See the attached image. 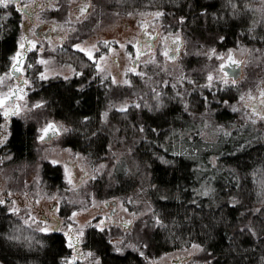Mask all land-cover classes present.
Instances as JSON below:
<instances>
[{"label":"trees","instance_id":"1","mask_svg":"<svg viewBox=\"0 0 264 264\" xmlns=\"http://www.w3.org/2000/svg\"><path fill=\"white\" fill-rule=\"evenodd\" d=\"M67 4L60 1L61 11ZM111 12L160 13L163 32H180L184 38L182 67L196 86L205 82L222 52L238 43L264 61V19H259L253 0H96L80 31L95 27ZM22 22L17 10L0 7V90L19 48ZM72 44L59 54L76 64V77L40 79L29 67L33 88L28 108L10 119L1 151L11 164L34 163L38 129L60 121L69 127L61 140L64 147L92 162L109 163V171L89 182L90 191L100 199L149 203L159 220L140 233L143 254L116 251L108 230L96 228L87 230L84 248L98 264H149L194 244L203 248L197 258L209 264H264V125L254 126L230 109L245 91L260 85L264 62L248 67L237 82L221 89L195 88L187 112L171 88L157 94L145 92L137 81L128 88L102 85L94 65ZM208 47L213 52L203 55ZM117 91L138 97L139 103L112 110L104 120L108 100ZM205 105L214 124L226 130L215 138H205L204 126L195 119ZM4 117L0 108V126ZM42 179L48 192L66 189L60 166L44 163ZM71 252L66 235L24 224L0 201L1 263L65 264Z\"/></svg>","mask_w":264,"mask_h":264},{"label":"rangeland","instance_id":"2","mask_svg":"<svg viewBox=\"0 0 264 264\" xmlns=\"http://www.w3.org/2000/svg\"><path fill=\"white\" fill-rule=\"evenodd\" d=\"M35 1L37 0H23L21 6H33ZM95 1L87 2L90 5V12L84 15L77 10L82 3L76 0L71 2L68 0L70 3L67 4L65 11H61L59 4L52 5L36 16L32 26L29 18L24 15L19 47L25 44L24 32L28 27L32 38L33 31L38 29L39 25L47 23L42 30L47 32V29H53L54 37L47 40L45 36H41L40 48L34 62L29 60L25 62L21 80L27 81L26 88L22 89L21 84H18L10 71L1 79L0 108L5 117L0 126V201L7 205L24 224L41 232H52L53 228L59 225L58 232L66 235L72 249L65 264L99 263L95 255L83 246L86 232L90 228L108 230L111 242L118 252L132 249L143 254L144 240L140 233L150 226H156L159 220L149 203H133L130 198L128 202L132 203V206L119 197L110 199L96 197L89 189V182L109 171V163L92 162L83 154L64 147L61 140L69 131V127L60 121L51 120L38 129V158L34 163L17 165L10 163V157L1 151L10 134V119L13 117H8L7 114L15 112L17 108L22 111L28 108V95L33 88V81L28 76L29 67L37 71L40 79L76 77L80 73L76 69V64L66 58H60L59 53H63L60 51L62 46L60 38L64 36L66 44L73 43L72 48L81 52L94 65L95 75L100 78L102 85L106 83L112 87L128 88L137 81L145 85V92L157 94L160 90L171 88L175 95L185 102L184 110L190 112L188 99L195 88L214 91L237 82L226 78L221 70V65L230 55H233L236 61L242 62L241 77L248 67L253 64L258 66L264 62L257 51H253L243 43H238L234 48L222 52L221 59L219 60L218 57L216 60L217 65L208 71L205 82L196 86L182 67L181 61L186 52L184 38L180 32L170 34L163 32L160 13L111 12L95 27L86 32L80 31L79 27L94 9ZM253 2L259 10V19H264V0H253ZM71 30L73 34L69 33ZM145 33L159 37L154 50L141 54L144 48L139 45V41ZM178 43L181 52L177 56ZM211 50V47H208L202 54L213 52ZM260 81L258 87L245 91L239 99L230 104L233 112L238 113L254 126L264 125V105H260L259 108L255 105L259 101H264V77ZM118 93L117 91L115 96L109 98L103 113L104 120L108 119L112 110L125 111L139 103L138 97L133 98ZM12 96H15V102L11 101ZM142 103L147 105L148 101ZM195 119L204 126L202 133L205 138L207 136L215 138L220 132L226 131L222 126L214 124L208 105H205L204 110L196 115ZM50 124L56 127L60 135L50 141H42V136ZM44 163L62 168L66 181V189L63 192L51 193L44 189L42 179ZM54 206L56 211L50 213L49 208ZM41 209L45 210L47 217L53 214L57 216L60 223L56 221L52 224L42 220ZM77 242H79L78 248L75 247ZM202 253L203 248L194 244L182 250L168 252L158 259L149 261V264H209L197 258Z\"/></svg>","mask_w":264,"mask_h":264},{"label":"flooded vegetation","instance_id":"3","mask_svg":"<svg viewBox=\"0 0 264 264\" xmlns=\"http://www.w3.org/2000/svg\"><path fill=\"white\" fill-rule=\"evenodd\" d=\"M59 1H61V0H44L43 2L40 0H37L34 2L33 6H30V5L21 6L23 0H14V2L10 3L8 7H12L15 10H17L22 15V17L24 15L27 16L30 20V26H32V25H34L35 18L38 14L42 13V11L47 10L48 8H51L52 5L59 4ZM65 1H67V0H65ZM71 1L72 0H70V2ZM76 1L82 3L81 7L79 9H77L80 12V14L84 15V14H88L90 12V5L87 4V2L89 0H76ZM70 2H68V3H70ZM23 25H24V22H22V31H23ZM44 26L46 27L47 23H43V24L39 25V28L33 31L34 37H32V38H30V35H31L30 31H29L30 27H28V29L26 28L27 31L25 30V32H24L25 44L18 48V51L15 55V60L13 58L14 61H13L12 66L21 61L22 62L21 68H23L25 66V62L27 60H29V61L33 60L34 61L36 54H37V51L40 48L39 40H40L41 36H45V39H47V40L54 37V34H53L54 30L49 28V29H47V32H44L42 30ZM69 33L73 34L72 30ZM158 37L159 36H157V35L151 36V35L145 33L143 35V37L141 38V40L139 41V45L144 48V50L141 52V54H143V53L146 54L147 52L154 50L156 45H157L156 42L158 40ZM60 41L62 43V46L60 47V51L66 50L64 48L66 45V37L62 36L60 38ZM180 52H181V47H180V44L178 43V46H176V55L177 56L180 55ZM23 75L24 74H22V76ZM22 76L20 77V80H21ZM16 81H17V79H16ZM21 81H23V80H21ZM18 84L20 85V83H18ZM26 86H28V83H27V81H24V83L21 85V87H22V89H24V88H26ZM255 105L257 108H259L260 105H262V106L264 105V101H262V102L259 101V102L255 103ZM42 210L43 209H41V212H40L41 217H42ZM43 211L45 212V210H43ZM55 211H56L55 206L49 208L50 213H54ZM45 214H46V212L44 213V215ZM45 217L47 218V221L51 222L52 224L56 221H57V223H60L59 219L54 214L51 215L50 217H47L45 215ZM56 227H54V228H56Z\"/></svg>","mask_w":264,"mask_h":264},{"label":"water","instance_id":"4","mask_svg":"<svg viewBox=\"0 0 264 264\" xmlns=\"http://www.w3.org/2000/svg\"><path fill=\"white\" fill-rule=\"evenodd\" d=\"M22 62H18L16 64H14L11 69L10 72L12 74V76L17 79L18 83H20L21 85L24 83V81L20 80V77L23 74L22 71ZM242 67L243 64L242 62H238L233 58V55H230V57L227 59L226 62H224L221 65V70L222 72L225 74V77L228 79H232L233 81H237L241 78L242 76ZM12 102H15V96H12L11 98ZM21 110L20 109H16L15 112L13 113H8V117H14L15 114H18ZM60 135L59 131H57L56 127L53 124H50L47 128V130L45 131L44 135L42 136V141H50L53 138H56ZM44 211L42 210V220H47V218L44 215ZM58 227L59 225L53 229V232H58ZM75 247L78 248L79 247V242H77L75 244Z\"/></svg>","mask_w":264,"mask_h":264},{"label":"snow or ice","instance_id":"5","mask_svg":"<svg viewBox=\"0 0 264 264\" xmlns=\"http://www.w3.org/2000/svg\"><path fill=\"white\" fill-rule=\"evenodd\" d=\"M14 0H0V7H8L10 3H13ZM211 79V77H209Z\"/></svg>","mask_w":264,"mask_h":264}]
</instances>
